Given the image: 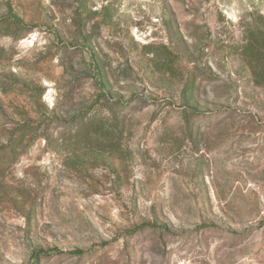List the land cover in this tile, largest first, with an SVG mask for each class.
<instances>
[{
  "label": "rangeland",
  "instance_id": "374dc122",
  "mask_svg": "<svg viewBox=\"0 0 264 264\" xmlns=\"http://www.w3.org/2000/svg\"><path fill=\"white\" fill-rule=\"evenodd\" d=\"M0 264H264V0H0Z\"/></svg>",
  "mask_w": 264,
  "mask_h": 264
}]
</instances>
